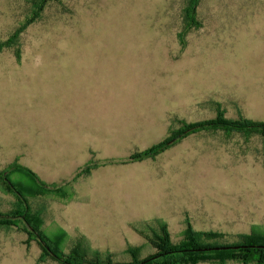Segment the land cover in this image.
Here are the masks:
<instances>
[{
	"label": "rangeland",
	"instance_id": "obj_1",
	"mask_svg": "<svg viewBox=\"0 0 264 264\" xmlns=\"http://www.w3.org/2000/svg\"><path fill=\"white\" fill-rule=\"evenodd\" d=\"M30 3L0 0V171L20 163L19 132L36 121L42 93L57 84L100 83L108 97H178L180 89L186 124L218 114L264 122V0H200L201 27L183 46L177 36L186 0H49L13 49L2 48L33 14ZM235 136L234 148L203 141L181 149L180 166L167 176L172 191L157 202L142 191L118 201L105 170L81 181L76 196L63 187L44 192L22 174L9 180L40 192L28 199L30 211L66 251L81 240L90 252L128 263V246L139 247L140 258L155 252L138 231L159 227L174 243L189 227L224 235L206 245L230 246L252 226L264 228V136L247 134L246 143ZM13 203L0 186V211L8 214ZM26 242L24 233L0 228V264H37L41 248Z\"/></svg>",
	"mask_w": 264,
	"mask_h": 264
},
{
	"label": "crops",
	"instance_id": "obj_2",
	"mask_svg": "<svg viewBox=\"0 0 264 264\" xmlns=\"http://www.w3.org/2000/svg\"><path fill=\"white\" fill-rule=\"evenodd\" d=\"M177 94L108 97L100 83L57 84L42 93L36 121L20 130V163L16 162L47 185H69L75 196L81 181L105 170L114 175L111 186L118 201H132L140 191L148 192L146 197L156 202L164 200L175 184H168L167 176L170 169L180 166L181 149L203 141L234 148L235 134L245 138L243 143L247 137L237 132L198 131L177 140L154 159L126 161L180 129L186 102L180 89ZM92 162L97 167L72 182Z\"/></svg>",
	"mask_w": 264,
	"mask_h": 264
},
{
	"label": "trees",
	"instance_id": "obj_3",
	"mask_svg": "<svg viewBox=\"0 0 264 264\" xmlns=\"http://www.w3.org/2000/svg\"><path fill=\"white\" fill-rule=\"evenodd\" d=\"M49 0H31L33 14L28 17L24 25L21 26L9 39L3 44L2 48L13 49L17 43L18 33H21L30 23L39 19L37 12L43 11V6ZM184 15L182 17V28L178 34V40L183 46L185 36L201 27V23L197 18V7L200 0H186ZM36 13V14H35ZM15 52H19L18 49ZM219 113V111H218ZM218 117L215 121L201 122L196 124H186L181 122V127L177 132H171L170 135L153 147L132 154L127 161H141L144 159H154L157 155L172 146L177 140L193 134L198 131L220 130L225 132H237L242 134H256L264 136V122H254L251 120L239 119L237 121H227ZM97 167V164L90 163L81 169L73 178L72 182L79 177L86 176ZM12 174H22L31 179L37 186L41 187L44 192H61L58 187L67 188L69 185L56 186L43 183L33 172L22 167L16 161L9 164L5 169L0 171V186L5 193L14 196V207L6 214L0 211V228L16 229L24 233L27 238L28 245L31 241L36 242L41 248L40 258L36 263H44L47 259L52 260L56 264H200L201 262H212L214 264H227V262H235L238 264H264V228L252 226L248 233L238 234L232 245L215 246L206 245L207 241H220L224 238L223 234L212 232H195L189 227L184 230L182 238L174 243L166 232L165 227H159L161 230L148 228L143 233L138 232L149 245L155 250L154 253L144 257H139L140 248L136 246H128L125 254L130 257V262L120 263L113 259L111 253L105 255L90 252L83 243L80 242L72 245L68 251L63 247L62 241L49 238L42 230L40 218L30 211L28 205L29 198L39 197L40 192L36 190L18 189L10 180ZM137 230V229H135ZM163 236H160V235ZM217 247H232L227 250H209L204 249Z\"/></svg>",
	"mask_w": 264,
	"mask_h": 264
},
{
	"label": "water",
	"instance_id": "obj_4",
	"mask_svg": "<svg viewBox=\"0 0 264 264\" xmlns=\"http://www.w3.org/2000/svg\"><path fill=\"white\" fill-rule=\"evenodd\" d=\"M230 248H232V247H217V248L204 249V251H209V250H214V251L227 250V249H230Z\"/></svg>",
	"mask_w": 264,
	"mask_h": 264
}]
</instances>
